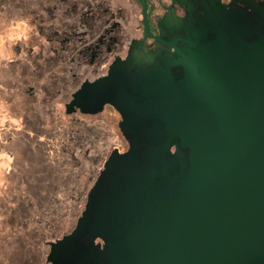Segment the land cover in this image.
Wrapping results in <instances>:
<instances>
[{
  "label": "water",
  "instance_id": "water-1",
  "mask_svg": "<svg viewBox=\"0 0 264 264\" xmlns=\"http://www.w3.org/2000/svg\"><path fill=\"white\" fill-rule=\"evenodd\" d=\"M229 30L170 45L166 69L132 87L138 98L122 95L124 134L152 121L148 164L112 152L51 254L91 234L103 245L91 242L83 264H264V29L252 41Z\"/></svg>",
  "mask_w": 264,
  "mask_h": 264
},
{
  "label": "flooded vegetation",
  "instance_id": "flooded-vegetation-1",
  "mask_svg": "<svg viewBox=\"0 0 264 264\" xmlns=\"http://www.w3.org/2000/svg\"><path fill=\"white\" fill-rule=\"evenodd\" d=\"M213 24L229 27L231 40L252 41L264 29V0H0V103L4 107L0 127L13 120L17 105L13 96L24 101L33 98L32 85L47 80L69 90L63 109L73 122L100 115L106 108L118 116L117 129L126 149H112L102 168L114 151L136 152L147 166L150 148L156 145L146 136L152 121L137 126L131 135L124 134L127 117L117 108L120 98H138L132 87L166 69L174 58L170 45L182 50L191 34ZM55 93L63 96L59 90ZM173 151L171 147L167 156ZM61 238L43 243L48 252L41 264H83L82 251L91 242L100 249L103 245L88 234L75 253L51 254L49 245ZM31 262L38 261L32 258ZM100 264L108 262L104 259Z\"/></svg>",
  "mask_w": 264,
  "mask_h": 264
},
{
  "label": "rangeland",
  "instance_id": "rangeland-1",
  "mask_svg": "<svg viewBox=\"0 0 264 264\" xmlns=\"http://www.w3.org/2000/svg\"><path fill=\"white\" fill-rule=\"evenodd\" d=\"M32 86L33 98L13 96V120L0 127V264H41L43 243L74 229L104 158L126 149L109 108L73 122L63 109L68 89Z\"/></svg>",
  "mask_w": 264,
  "mask_h": 264
}]
</instances>
